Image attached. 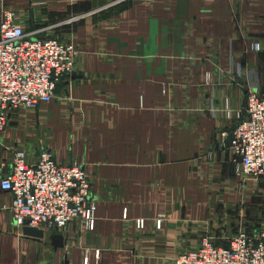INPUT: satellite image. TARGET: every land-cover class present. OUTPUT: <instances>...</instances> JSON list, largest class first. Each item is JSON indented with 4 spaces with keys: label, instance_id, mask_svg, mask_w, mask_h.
Returning a JSON list of instances; mask_svg holds the SVG:
<instances>
[{
    "label": "crops",
    "instance_id": "crops-1",
    "mask_svg": "<svg viewBox=\"0 0 264 264\" xmlns=\"http://www.w3.org/2000/svg\"><path fill=\"white\" fill-rule=\"evenodd\" d=\"M97 2L0 0V15L15 8L26 31L45 28L35 36L73 42L79 76H65L47 105L11 112L0 133V179L12 170L16 149L32 163L45 146L56 162L84 166L96 198L92 232L70 224L35 238L16 225L12 195L0 188V264H172L166 260L182 250L183 232H197L211 205L236 200L231 151H219L214 165L200 157L210 146L226 145L221 133L232 128L224 115L206 109L221 108L225 96L233 109L240 107L250 85L243 68L259 78L264 94V0L130 2L52 26ZM231 54L244 76L232 83L224 79ZM256 202L264 212V196ZM160 212L166 219L157 231ZM137 218L145 219L143 230L136 229ZM55 233L64 238L61 247L52 244Z\"/></svg>",
    "mask_w": 264,
    "mask_h": 264
},
{
    "label": "built area",
    "instance_id": "built-area-1",
    "mask_svg": "<svg viewBox=\"0 0 264 264\" xmlns=\"http://www.w3.org/2000/svg\"><path fill=\"white\" fill-rule=\"evenodd\" d=\"M45 28L26 31L10 8L0 15V129L15 110H35L49 103L57 85L71 72L74 46L54 37H38ZM230 148L235 167L245 174L264 176V98L251 94L237 115ZM12 195L9 209L17 225L64 230L73 220L93 222L96 201L90 195L85 171L75 164L56 162L47 150L28 163L14 151L12 170L0 179ZM161 219L157 220L160 226ZM138 227L143 226L137 221ZM175 264H264V234L255 238L239 232L225 245L204 239L175 257Z\"/></svg>",
    "mask_w": 264,
    "mask_h": 264
},
{
    "label": "rangeland",
    "instance_id": "rangeland-1",
    "mask_svg": "<svg viewBox=\"0 0 264 264\" xmlns=\"http://www.w3.org/2000/svg\"><path fill=\"white\" fill-rule=\"evenodd\" d=\"M97 1H98L97 4L94 5L93 8H91L90 10L72 15L62 20H59L52 26L54 27V26H64V25H69V24H75L78 22L85 21L86 19H89L93 17L95 14H98L100 12L108 11L112 8H118V7L120 8L121 6L127 3H130V2H134V3H140L143 1L152 2L153 0H97ZM40 4H43V3H40ZM5 8H10L16 11V9L11 6H6ZM121 17H123V13H121ZM119 20H120V17H119ZM54 38L58 40H62L57 37H54ZM63 41L69 42L74 46L75 51H76V54H75V57H76L78 50L75 44L69 40L67 41L63 40ZM253 48L256 51L260 49L257 43L253 45ZM231 59L232 61L230 62V65L233 66L231 70V75L224 78V79H228V82L230 83L234 82V80H240L242 77H244L240 75V72H238L239 68L238 66L236 67L237 62L236 61L234 62L233 54H231ZM242 70L247 74L248 79L250 80V85H246L247 87L244 88L243 92L245 95V100L243 99V103L240 105V107L233 109L230 106L229 97L227 98V96H225L224 100H222L221 108L213 105V106H209V109H206V112L210 113L212 116L221 114V115H224V118L227 121L232 122V128L228 132L223 131L221 133L223 136L222 139H224L225 137L226 139H228L229 136H231V139H232L233 131L236 129V127L240 123V121L237 118V115L242 113V111H244L246 101L251 94H256L260 98H264V94L260 93L258 89V85L255 80L259 78L253 77V75H251L252 73L251 69L243 68ZM66 77H68V79L70 80L71 79L78 80L79 78V76L75 72V58H74V63L71 68V72ZM184 79H185V76H182V82H181L182 86H186L185 85L186 82ZM209 79H210L209 77H205L206 82H208ZM166 87H167L166 83L161 84L160 86L161 96H164V94L166 93ZM54 100L57 101V99H54ZM44 105H47V104H44ZM168 107H169V104H168ZM76 109L78 108L76 107ZM8 122L3 126L4 128L7 126ZM4 128L0 129V133L4 130ZM230 144H231V141H230ZM230 144L229 146H226L225 142L223 141L221 144L218 143L217 144L218 146L216 148H215V145L210 146L209 148L201 152L202 154L200 157L202 158V161L204 163L214 165L216 164L215 163L216 154H218L219 151L227 149V148L231 151L232 157H231L230 162L233 168L234 177L238 178L237 182L239 183L237 184L238 191L236 193V200L234 201L233 204H230L228 206L211 205L210 207L212 208L211 210H209L208 216L206 217L205 221L199 223L196 226L198 229L197 232H194V231L190 232V230L188 232H183L182 250L176 251V253L168 257L166 261L168 262L170 261L172 264H175L174 259L175 257L178 256V254L184 252L185 250L193 248L194 246L198 245L204 239L208 240L209 242H211L212 244L216 246H220V245H225L230 238L234 237L239 232H247L248 236L253 237V238H255L256 236H262L264 234V212H263L262 206L259 203L257 204L256 202L258 198L264 196V194L260 196V193H258L257 191V188L260 185V183H263L262 186H264V176L260 178L250 176L242 172L237 167H235V163L233 162L234 155H233V151L230 148ZM19 150L23 151L26 154V151L24 149H16V151H19ZM43 150H47L50 153L51 157L54 159L53 152H50L49 149L46 148L45 146H43L42 151ZM69 164L78 165L85 171L84 166L81 164H78L76 162H70ZM86 176H87L88 181L90 182V195H91L92 194L91 193V180L89 176L87 175V173H86ZM91 197L93 200L96 201V198L93 195ZM126 216H127V213H126V210L124 209L123 217L126 219ZM158 219H161L160 226L157 225ZM165 219H166V214L163 212H160L157 216L154 217L155 230L158 231L162 228V225ZM137 221H142L143 226L138 227L136 225ZM71 224H76L78 229L82 230L83 232L85 231L92 232L96 226V211L94 213L93 222L91 224H86L83 220H78V219L73 220ZM134 225L136 229L143 230L145 227V219L144 218L135 219ZM46 231H52V230H46V229L43 230V232H46ZM53 231L61 232L62 230L55 229Z\"/></svg>",
    "mask_w": 264,
    "mask_h": 264
},
{
    "label": "water",
    "instance_id": "water-1",
    "mask_svg": "<svg viewBox=\"0 0 264 264\" xmlns=\"http://www.w3.org/2000/svg\"><path fill=\"white\" fill-rule=\"evenodd\" d=\"M231 141V136L228 137L227 141H226V146H229ZM28 222H24L22 225V232L24 235L27 236H32L35 238H42L44 233L43 230L35 228V227H31L28 226L27 224ZM51 240H52V244L53 246L56 247H61L63 245L64 242V238L62 237V235H60L59 233H55L51 236Z\"/></svg>",
    "mask_w": 264,
    "mask_h": 264
}]
</instances>
